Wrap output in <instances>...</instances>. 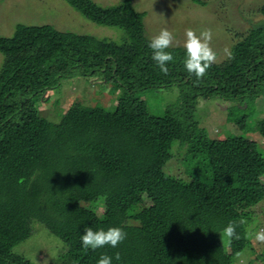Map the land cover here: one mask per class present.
I'll list each match as a JSON object with an SVG mask.
<instances>
[{
    "label": "trees",
    "instance_id": "trees-1",
    "mask_svg": "<svg viewBox=\"0 0 264 264\" xmlns=\"http://www.w3.org/2000/svg\"><path fill=\"white\" fill-rule=\"evenodd\" d=\"M63 1L123 36L117 43L47 24L0 36V264H34L16 250L37 224L61 243L48 264H97L102 255L112 264H239L254 255L247 226L264 202V151L251 138L264 139V118L254 116L264 103V20L197 79L179 46L161 73L146 14L131 0ZM109 69L119 93L109 109L74 102L50 118L42 112L63 81ZM172 88L177 99L156 113L148 99ZM200 101L227 104L226 138L211 136ZM230 222L239 239L224 236ZM85 227L127 236L115 248L84 249Z\"/></svg>",
    "mask_w": 264,
    "mask_h": 264
},
{
    "label": "rangeland",
    "instance_id": "rangeland-1",
    "mask_svg": "<svg viewBox=\"0 0 264 264\" xmlns=\"http://www.w3.org/2000/svg\"><path fill=\"white\" fill-rule=\"evenodd\" d=\"M92 1L101 7H109L122 0ZM131 1L138 12L146 14V36L152 39L161 29L166 28L174 36L172 47H183L185 32L189 28L197 32L210 28L213 33L211 47L217 53V64L223 63L229 57L232 46L245 36L252 26L264 20V14L261 12L264 0H199L201 4L194 0ZM17 24H47L60 31L92 35L117 43L121 42L123 36L116 28L98 26L84 19L63 0H0V36L11 37ZM3 60L4 57L0 54V68ZM110 73L111 69L107 70L102 78L77 77L63 81L59 89L48 94L49 102L42 104V112L50 118L55 112H65L74 102L109 109L119 94L108 84L111 82ZM177 96L178 90L172 88L154 93L148 101L159 114L161 106L174 102ZM227 107V104L221 101H200L201 110L198 117L205 123L212 137L224 139L233 130L231 125H227L228 128L224 126ZM257 111L255 118H264V103L257 104ZM233 134L236 132L233 131ZM251 138L264 151V139L258 135ZM171 171L176 173V167L171 165ZM40 227L38 224L34 226L33 235L16 251L34 264H48L58 252L61 243ZM260 231H264V202L254 208V218L247 226L248 237L255 253L241 260L239 264H247L250 259L255 260L254 264H264V260L255 259V255H264V242L254 238Z\"/></svg>",
    "mask_w": 264,
    "mask_h": 264
},
{
    "label": "clouds",
    "instance_id": "clouds-1",
    "mask_svg": "<svg viewBox=\"0 0 264 264\" xmlns=\"http://www.w3.org/2000/svg\"><path fill=\"white\" fill-rule=\"evenodd\" d=\"M212 38L213 33L210 28L199 32L189 28L185 32L184 68L189 75H194L197 79L203 78L207 70L216 62L217 53L211 47ZM173 41V33L164 28L148 43V47L152 50V60L165 75L169 71L168 65L174 60L169 51ZM236 227L234 223L230 222L222 230L224 236L229 239H239ZM126 236L127 233L120 227H112L107 230L103 228L94 230L92 227H85L80 240L84 249L96 250L105 246L115 248L126 239ZM254 238L259 242H264V231L257 232ZM116 259L118 260L119 256ZM112 260L111 256L102 255L97 264H112Z\"/></svg>",
    "mask_w": 264,
    "mask_h": 264
}]
</instances>
